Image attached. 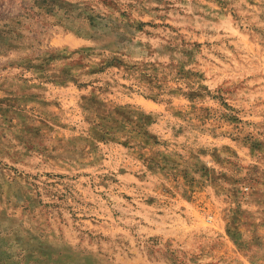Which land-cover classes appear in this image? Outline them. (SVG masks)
I'll return each mask as SVG.
<instances>
[{
	"label": "rangeland",
	"instance_id": "rangeland-1",
	"mask_svg": "<svg viewBox=\"0 0 264 264\" xmlns=\"http://www.w3.org/2000/svg\"><path fill=\"white\" fill-rule=\"evenodd\" d=\"M0 264H264V0H0Z\"/></svg>",
	"mask_w": 264,
	"mask_h": 264
}]
</instances>
